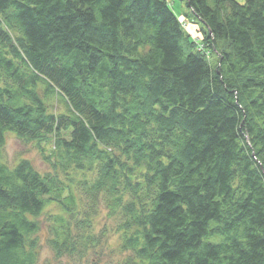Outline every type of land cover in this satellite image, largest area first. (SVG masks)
I'll list each match as a JSON object with an SVG mask.
<instances>
[{
	"label": "trees",
	"instance_id": "obj_1",
	"mask_svg": "<svg viewBox=\"0 0 264 264\" xmlns=\"http://www.w3.org/2000/svg\"><path fill=\"white\" fill-rule=\"evenodd\" d=\"M184 1L200 42L170 0H0V264H34L50 201L53 250H83L103 195L133 264H264V0Z\"/></svg>",
	"mask_w": 264,
	"mask_h": 264
},
{
	"label": "rangeland",
	"instance_id": "obj_2",
	"mask_svg": "<svg viewBox=\"0 0 264 264\" xmlns=\"http://www.w3.org/2000/svg\"><path fill=\"white\" fill-rule=\"evenodd\" d=\"M171 8L175 12L179 22L182 23L187 33L197 42L202 39V25L196 19L193 12L189 10L184 0H170ZM48 103L52 106L54 112L63 110V103L55 97H51ZM51 144H40L25 141L11 132L5 133V142L2 149V159L13 166L21 159H28L33 168L41 173L51 170L46 155L51 149ZM89 178L93 174H87ZM74 194L79 199V207L85 206L86 200L83 198V189L77 183L72 187ZM79 197V198H78ZM108 199L105 195L99 196V201L95 209L91 211L89 226H83L81 235L85 237L90 234L92 242H86L83 250L74 252L72 255L63 254L60 256L53 250L49 240L52 237L51 226L53 220L61 212L60 207L53 201L47 203L43 211L36 218L39 229L31 235V240L35 246L32 248L35 254L34 264H133L132 251L124 248V229L122 226L123 216L119 209L112 210L108 205ZM75 232V231H74ZM208 241L220 242L222 238L217 235L206 238Z\"/></svg>",
	"mask_w": 264,
	"mask_h": 264
}]
</instances>
